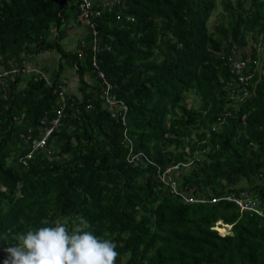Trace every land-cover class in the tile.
<instances>
[{"label":"trees","instance_id":"16d2710c","mask_svg":"<svg viewBox=\"0 0 264 264\" xmlns=\"http://www.w3.org/2000/svg\"><path fill=\"white\" fill-rule=\"evenodd\" d=\"M108 1L98 45L86 31L67 52L75 0H0V264L19 234L81 217L117 244L115 264H264V0H219L211 24L217 0ZM44 52L57 67L24 79ZM65 65L77 89L31 152Z\"/></svg>","mask_w":264,"mask_h":264},{"label":"clouds","instance_id":"9594fccd","mask_svg":"<svg viewBox=\"0 0 264 264\" xmlns=\"http://www.w3.org/2000/svg\"><path fill=\"white\" fill-rule=\"evenodd\" d=\"M75 18V24L79 23ZM85 31L88 30L85 28ZM91 67L93 68L92 64ZM98 71L97 66L95 72ZM177 169L178 167L173 170L174 174ZM243 204L246 208L247 204ZM90 227L88 221L81 217L71 231L66 222L59 221L55 226L30 229L19 234L16 237L18 242L5 249L8 255L3 264H115L117 244L94 235L87 230Z\"/></svg>","mask_w":264,"mask_h":264},{"label":"built area","instance_id":"2783aa9c","mask_svg":"<svg viewBox=\"0 0 264 264\" xmlns=\"http://www.w3.org/2000/svg\"><path fill=\"white\" fill-rule=\"evenodd\" d=\"M94 2H95L94 0H76L77 13H76L75 19L77 22H79L82 26H84L88 30V33L92 37L91 38L92 39L91 44H93V46H97L99 36H98V32L96 29V24L94 22V19L100 17V15H101L100 9H102V10L106 9L109 12L110 11V3L108 0H100L98 2V4H96ZM92 66L95 70H97L96 61L94 64H92ZM234 67H235L234 68L235 74L238 76L237 77L238 82L245 86L246 85V77H243L241 75L242 69L244 68V63L243 62L235 63ZM20 70L23 72H33V75L35 77L36 76L37 77L43 76L42 72L38 68H36V67H30L29 68L26 66L25 62H22V69H20ZM15 71H18L17 66H15L11 70V72H15ZM3 74L0 73V77ZM97 75L100 79H103V83L105 84L106 88H108L109 84L104 80L103 74L100 71H98ZM57 96H58V101H59L60 107H58L55 112H56L57 117H59L61 115L62 104L64 103L65 99H68V96H66L64 91H62V90H59L57 92ZM117 103H118L117 100H111L109 103L110 108L113 107L114 105H116ZM123 112H126V107H123ZM49 132H50V130H46L44 133L41 134V136L38 139L31 140V146H30L31 152L36 151V150H43V148L46 144V140L49 136ZM27 139H28V137H27ZM31 152H29L25 156L27 159L30 158ZM176 168H177V166H172V167L166 168L161 173V180L162 181L163 180H171V174H172L173 170H176ZM172 180H175V179H172ZM169 185L171 188V192H175L176 191L175 190L176 189V183L173 181V182L169 183Z\"/></svg>","mask_w":264,"mask_h":264},{"label":"crops","instance_id":"0c3cea01","mask_svg":"<svg viewBox=\"0 0 264 264\" xmlns=\"http://www.w3.org/2000/svg\"><path fill=\"white\" fill-rule=\"evenodd\" d=\"M67 24L69 27L64 30L65 31L64 36L61 38L60 45L62 44L61 47H64L65 51L73 52L75 50V44L77 42L76 41L77 38L86 35V31H85V28H83L81 25L75 24V22H73L72 19L69 20V22L67 21ZM74 31H76L77 34L79 35L77 38H76V36H74ZM54 59H55V55L50 54L48 52H44V53L38 54L36 57H34L31 61V64L33 62V64L35 66H37L36 68L41 67L42 69L43 68L45 69V67L47 65H51L50 69H52ZM57 59L59 61L58 56L56 57V61H55L54 66L59 63L57 61ZM68 73L72 74V72L70 70ZM72 78L74 79V77H72ZM63 83L65 84V87H63V88L66 92L74 93L75 90L77 89V84H75V83H77V81L74 83L72 81V79L69 77H67L65 79V82H63ZM75 86H76V88H75Z\"/></svg>","mask_w":264,"mask_h":264},{"label":"rangeland","instance_id":"374dc122","mask_svg":"<svg viewBox=\"0 0 264 264\" xmlns=\"http://www.w3.org/2000/svg\"><path fill=\"white\" fill-rule=\"evenodd\" d=\"M230 1H233V0H230ZM219 13H221V6L219 5V0H217L216 1V8H215V10H214V13H213V15L211 16V19L209 20V24H211L212 22H213V20L215 19V16L217 15V14H219ZM75 29V28H74ZM74 36H76V38L79 36L78 34H77V32L76 31H74ZM79 38V37H78ZM78 42V41H77ZM61 46H62V44H61ZM63 49H64V47H62ZM65 50V49H64ZM67 52H70V51H67ZM75 53V52H74ZM58 55H55V59H54V62H53V67H57V64L54 66V64H55V61H56V57H57ZM34 58V56L33 55H28L27 56V60L28 59H30L31 61H32V59ZM59 58V57H58ZM57 61H58V59H57ZM27 62V61H26ZM59 62V61H58ZM63 63H64V61H63ZM27 67H29L30 68V65L29 64H27L26 65ZM49 68H51V65H47ZM53 70H54V68H52ZM69 70H70V68L67 66V65H65V69H64V71H65V73H68L69 72ZM27 72H24V73H19V74H21L22 76H23V78L25 79V78H27L28 76H29V74H31V73H28V74H26ZM69 74V73H68ZM15 75H17V74H15ZM70 75V78L72 79V81L75 83L76 82V80H75V78L73 79L72 78V74H69ZM47 76H48V74H47ZM24 79H22V85H24ZM72 84V83H71ZM75 84H77V83H75ZM75 88H76V86H75ZM191 98H193V97H191V96H189L188 97V102H189V105L190 106H194V105H197L198 103H197V100H194V101H191ZM193 137V136H192ZM199 154V153H198ZM187 165H189L188 163H186V164H184V166H187ZM243 201L242 200H239V203L241 204V205H243V208H245V205L242 203ZM247 204V203H246ZM248 206V205H247ZM215 228L217 229V232L220 234V235H223V234H225L226 233V231L227 230H229V228H230V226H226V225H222L220 222H218V223H216L215 224Z\"/></svg>","mask_w":264,"mask_h":264},{"label":"bare ground","instance_id":"6f19581e","mask_svg":"<svg viewBox=\"0 0 264 264\" xmlns=\"http://www.w3.org/2000/svg\"><path fill=\"white\" fill-rule=\"evenodd\" d=\"M96 46H94V48H95ZM95 63V61L93 62V64ZM33 67H36V66H33ZM72 72V71H71ZM7 74H9V73H11V72H6ZM12 73H15V72H12ZM1 78H2V75H1V77H0V80H1ZM110 89H111V87L109 86L108 88H107V91L105 92V94H106V98H105V104L106 105H104V106H106V107H109L110 108V106H109V103H110V101L111 100H117V99H115V98H113V97H107V93H109L110 92ZM64 89H62V91H63ZM66 92V91H65ZM66 104H67V99H65L64 100V103L62 104V108H61V115L59 116V117H57V115H56V112H55V118L52 120V121H49L48 123H43V126L41 127V130H42V132L41 133H44L46 130H50V132H49V134L51 133V132H53L58 126H59V124H60V119H61V117L63 116L62 114H63V109H64V107L66 106ZM57 109H55V111H56ZM218 223V222H217ZM217 230V229H216Z\"/></svg>","mask_w":264,"mask_h":264}]
</instances>
